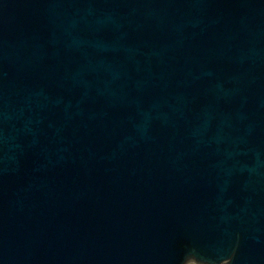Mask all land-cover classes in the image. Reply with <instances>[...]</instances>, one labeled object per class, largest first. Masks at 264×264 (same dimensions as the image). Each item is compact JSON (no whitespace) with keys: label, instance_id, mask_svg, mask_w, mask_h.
I'll use <instances>...</instances> for the list:
<instances>
[{"label":"water","instance_id":"water-1","mask_svg":"<svg viewBox=\"0 0 264 264\" xmlns=\"http://www.w3.org/2000/svg\"><path fill=\"white\" fill-rule=\"evenodd\" d=\"M264 264V0H0V264Z\"/></svg>","mask_w":264,"mask_h":264},{"label":"rangeland","instance_id":"rangeland-1","mask_svg":"<svg viewBox=\"0 0 264 264\" xmlns=\"http://www.w3.org/2000/svg\"><path fill=\"white\" fill-rule=\"evenodd\" d=\"M187 264H194V263H187Z\"/></svg>","mask_w":264,"mask_h":264}]
</instances>
